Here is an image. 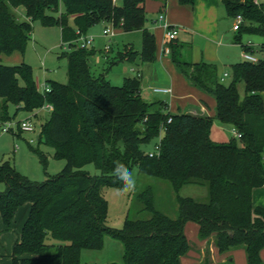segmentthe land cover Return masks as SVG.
<instances>
[{
    "label": "trees",
    "instance_id": "obj_1",
    "mask_svg": "<svg viewBox=\"0 0 264 264\" xmlns=\"http://www.w3.org/2000/svg\"><path fill=\"white\" fill-rule=\"evenodd\" d=\"M145 1L149 0H118L116 6L107 0H0V55L22 54L31 23L38 21L42 27L59 29L60 57L66 62V83L46 81L44 94L37 92L28 66L0 65V126L11 120L9 106L14 116L49 105L51 111L40 126L38 140L53 149V159L64 162L57 174L32 182L11 163L0 161L2 224L8 226L16 209L29 205L12 247L11 264H80V252L101 249L105 237L120 242L123 264H179L188 251L183 235L187 222L197 226L198 240L212 238L217 253L242 249L246 264H261L264 208H252L250 192L264 189V111L259 96L264 92V46L256 63L230 65L228 82L223 84L214 65L184 62L177 47L170 44V61L177 71L214 101L213 118L172 115L164 102L146 103L140 98L137 77L125 78L119 86L94 78L87 69L93 51L72 47L76 32L85 35L104 22L123 33H141L140 51L123 50L106 61L108 66L135 55L140 64L154 61L153 35L144 28ZM193 1L176 0L180 6H191ZM58 4L60 13L46 14L56 13ZM219 4L228 19L242 17L243 23L232 35L233 44L250 36L264 40V0H219ZM18 8L23 18L15 13ZM237 83H242V98ZM213 121L234 130L238 138L211 141ZM161 127L158 154L149 158L141 147L156 138ZM35 155L45 166V156L36 151ZM118 163L168 183L175 194L176 217L157 212L146 188L135 200L147 219L125 217L120 229L106 227L107 203L100 191H119L121 185L113 175ZM87 165L98 175L83 171ZM188 184L204 186L205 200L179 197L177 192ZM201 264L209 262L204 258Z\"/></svg>",
    "mask_w": 264,
    "mask_h": 264
},
{
    "label": "rangeland",
    "instance_id": "obj_2",
    "mask_svg": "<svg viewBox=\"0 0 264 264\" xmlns=\"http://www.w3.org/2000/svg\"><path fill=\"white\" fill-rule=\"evenodd\" d=\"M161 1L163 0H149L147 1V7L145 9L146 22L144 23V28L152 30L155 45V61L140 64L136 56L131 62L120 61L111 66H108L104 61L113 59L124 47H130V49L138 53L141 48L140 31L123 33L119 28H114L112 30V37L108 38L101 34L103 30L102 25L96 24L83 37L91 38V43L86 47V50L93 51L87 59V69L90 75L94 78H102L111 85L119 86L125 78H132L134 76L138 78L137 74L140 72V78L138 79L140 98L146 103L162 100L168 104L172 103L173 105L169 108V113L175 115V107L180 106L179 100L171 99L172 94L166 96L152 94L150 92L152 89L172 87L173 94H177L176 86L171 83L170 77L164 71L162 64L160 66L158 63L161 44L164 42L163 30L161 28L162 24L158 21V18L161 16L166 25L173 27L179 25L176 21L180 20V18L178 17V12L171 8L170 0H165L164 10L159 5ZM173 4L175 7L177 6L176 1H173ZM159 10L160 13L158 12ZM60 12L61 5L58 4L56 13L46 12V14L55 16ZM217 15L218 21L214 24V30H211L207 25H197L195 26V30L189 33V41L194 57L198 59L202 56L206 59H212L216 65L217 74H226L222 78V83L227 84V65L235 61L241 62V60L239 58V49L226 44V39L231 34L229 30L231 19L225 16L224 10L220 5L218 6ZM18 17L21 18V16ZM213 31L216 32V40L221 37V33H225L222 45L215 47L213 44L216 40L209 39L210 32ZM246 40H250L253 43L261 42L260 38L254 36L244 37L242 39L243 42ZM109 42H111V47L109 46ZM59 44L60 40L57 27H42L38 21H33L31 23L29 41L26 43L22 54L14 52L10 55H0V65L16 66L24 64L28 66L38 90L46 81L65 84L66 62L64 58L60 57L61 49ZM77 44L78 41L76 38L75 42H72V47L74 49L77 48ZM105 47H108V49L105 50ZM109 47L111 48V52ZM164 62L166 61H161V63ZM168 66L170 67L169 63ZM17 84H21L18 79ZM236 90L239 98H242V83H237ZM8 113L11 118L8 122L12 124H16L26 118L30 119L34 127V132L32 134L19 133L14 126L12 127V133L0 132V161L11 163L19 175L32 182L43 181L45 174L48 176L57 174L63 167L64 162L53 159V149L45 145L42 139L38 140L40 126L47 120L49 115L47 110L45 108L37 109L29 114L18 112L13 116L14 110L9 106ZM209 134L210 140L216 143H225L230 138L225 131L218 127L217 122L211 125ZM161 138L162 135L159 134V137L151 140L148 145L141 147L142 150L146 152L150 151ZM29 140L33 142L29 144ZM35 151L45 156V166L40 163L35 155ZM82 170L89 176L98 175V172L92 165H87ZM130 171L136 182V187L133 192L125 194L110 188H102L100 191L101 196L107 203L105 226L110 229H120L125 217L129 219H147L148 215L146 213H139L140 204L135 200V195L146 188H149L151 191L154 209L168 218L174 219L176 217L175 194L169 184L142 176L137 173L135 167H132ZM3 190L4 186L0 183V193ZM177 195L202 202L206 198V189L204 186L188 184L184 185L177 192ZM189 245L191 248L192 241H190ZM79 262L80 264H123L121 244L116 239L105 237L101 249L97 251L82 250L79 254Z\"/></svg>",
    "mask_w": 264,
    "mask_h": 264
},
{
    "label": "crops",
    "instance_id": "obj_3",
    "mask_svg": "<svg viewBox=\"0 0 264 264\" xmlns=\"http://www.w3.org/2000/svg\"><path fill=\"white\" fill-rule=\"evenodd\" d=\"M173 1H176V0H170L171 8L175 9L178 12V17L180 18V20L176 21L178 22L177 24L179 25L175 27V28H178V32L173 41L171 42L164 41L161 44L160 57H159L158 63L160 66L162 64L164 71H166L168 73V76L170 77L171 83L176 86L177 94L175 93L173 94L172 87L171 88L169 87L170 94L166 96H170L172 94L171 99L180 101V106L175 107L176 108L175 114L205 115V116L213 118L214 116L213 99L207 94L201 93L200 91L192 87V85L188 83L184 79V77L177 71V69L174 67V65L170 61V50L168 46L170 44L172 46H176L177 51L180 54V58L184 62H188L190 64H196V63L202 62L205 64H212L216 67L212 59L203 58L202 56H200V54H199L200 57L198 59L194 57V54L192 53L191 43L189 41L190 39L189 33L194 31L195 26L197 25L199 26L207 25L211 30H214V24H216L218 21L217 10H218V6L220 5L219 0H194L191 6H180L177 4L176 7L174 6ZM115 5L118 6L119 5L118 2ZM159 5H161V9L163 8L164 10L165 0L161 1ZM146 7H147V1H145L143 4L144 13H145ZM16 10L17 11H15V13L18 16H21V18H23V10L21 8H18ZM158 12L160 13V10ZM145 16H146V13H145ZM98 24H101L103 29L109 27L110 25L104 22H100ZM145 29L152 34L151 29H147V28ZM58 32H59V29H58ZM210 33L211 35L209 39L216 40V32L213 31ZM232 35L233 33L231 32L228 39H226V44H228L230 47H236L239 49V47L236 44H233L231 42ZM224 37H225V33H221V37L218 40H216L214 44L213 43L212 44L215 47L222 45L223 44L222 40L224 39ZM254 44H258V43H254ZM109 46L111 47V42H109ZM110 47H109V50L111 52ZM129 48L130 47H124L123 50L129 49ZM123 50L121 52H123ZM239 52H240V49H239ZM118 54L119 53H117L114 56V58H116ZM135 56H132L129 59V61L130 62L133 61ZM256 56L260 57V53L256 54ZM162 60H165L166 62L161 63ZM104 61L106 62V60ZM154 61H155V58H154ZM168 63L170 67L168 66ZM235 63H238V61H235L234 63H230L227 65V72H228V67ZM224 74L225 73H222L221 75L217 74V76L218 78H221ZM137 75L139 79L140 72H138ZM150 92L152 93L151 90ZM259 96L262 101V106H263V111H264V92L260 93ZM161 102H164L166 104L167 112H169V108H171V105L173 104L172 103L168 104L164 100H162ZM214 122L216 121H213L212 124ZM218 127H220L223 131H225L228 134V136H230V138H232L230 134L231 129L229 127L220 125L219 123H218ZM209 138H210V134H209ZM143 152L145 153L146 151H143ZM263 162H264V155H263ZM250 203H251L252 208H255V207L264 208V189L263 188H257V189L251 190ZM28 210H29L28 204H24L18 207L13 215L11 223L8 226H4L0 220V264H11L10 255H11L12 247L18 241L20 230L22 228L23 223L26 220ZM196 232H197V226L194 223L187 222L184 224L183 235L188 243V251L185 253V255L179 258V264H201L204 258L208 260L209 264H246L244 252L242 249H233V250H229L227 252L219 254L217 253L216 248L214 247L212 243L211 237L206 240L200 241L197 239ZM190 241H192L191 248L189 245ZM24 257L30 258L31 256H24ZM259 258H260L261 264H264V248L260 250Z\"/></svg>",
    "mask_w": 264,
    "mask_h": 264
},
{
    "label": "built area",
    "instance_id": "obj_4",
    "mask_svg": "<svg viewBox=\"0 0 264 264\" xmlns=\"http://www.w3.org/2000/svg\"><path fill=\"white\" fill-rule=\"evenodd\" d=\"M109 1L112 5H115L118 0H107ZM158 21L161 22V28L163 30V39L165 42H171L175 39L176 34L178 32V28L166 25L164 22V19L159 16ZM243 23L242 17L240 15H235L232 19H231V26H230V31L232 33H235L239 26ZM112 26L109 25V27L105 28L102 30L101 34L104 37H108L111 38L112 37ZM76 34L78 35L77 37V48L78 49H86L87 45H89L91 43V38H86L83 37V35H79L77 32ZM75 42V41H74ZM239 49V58L241 60V62H247V63H256L258 61V59L260 57H257L256 54L259 53L260 48L264 46V40H261L260 43L258 44H254L249 40H246L245 42L241 41V43L236 44ZM105 50L108 49V47L104 48ZM226 74H224L221 78H219V81L222 82L223 81V77H225ZM36 90L39 94H44L48 92V87L47 85L44 84L41 86V88L38 90V88L36 87ZM152 93L154 94H162V95H169L170 94V89L166 88V89H152ZM42 108H45L47 110V112L51 111V107L49 105H44ZM40 108V109H42ZM170 122V119L168 118L165 122V124H168ZM16 128V131H19V133H29L32 134L34 132V127L31 123L30 119H24L16 124H12L11 122H5L0 126V132L1 133H7L10 132L12 133V127ZM164 128L161 127V130L159 132V134L162 135ZM159 134L157 137H159ZM231 137L237 139L238 135L236 134V132L234 130L230 131ZM160 141V140H159ZM159 141L157 144H155L152 149L150 151L145 152L144 154L151 158L153 156H156L158 154L159 151ZM29 144H31L33 141L29 140L28 141Z\"/></svg>",
    "mask_w": 264,
    "mask_h": 264
},
{
    "label": "clouds",
    "instance_id": "obj_5",
    "mask_svg": "<svg viewBox=\"0 0 264 264\" xmlns=\"http://www.w3.org/2000/svg\"><path fill=\"white\" fill-rule=\"evenodd\" d=\"M114 180L121 185L119 191L122 193H130L135 190L136 182L131 171L124 165L117 164L113 170Z\"/></svg>",
    "mask_w": 264,
    "mask_h": 264
}]
</instances>
